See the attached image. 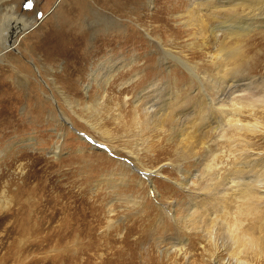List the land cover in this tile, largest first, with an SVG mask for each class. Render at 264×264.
I'll return each instance as SVG.
<instances>
[{"label":"rangeland","instance_id":"rangeland-1","mask_svg":"<svg viewBox=\"0 0 264 264\" xmlns=\"http://www.w3.org/2000/svg\"><path fill=\"white\" fill-rule=\"evenodd\" d=\"M90 1L32 0V8H26L28 0H0L1 21L7 20L4 13L25 21L17 44L23 54L10 47L0 49V82L18 92L12 110L11 103L0 101V124L9 117L19 123L0 135V264H235L237 258L250 259L222 239L227 223L235 222V204L228 202L224 209L212 195L200 196L209 193L200 188L218 171L221 178L228 177L223 183L231 180L233 175L222 168L227 157L221 154L229 147L234 150V185L264 171V130L234 134L233 145L221 141L215 146L212 141L206 148L196 143V153L188 152V144L181 143L185 134L194 133L193 123L199 116L191 119L193 125L188 123V129L183 123L185 116L195 115L198 104L203 102L207 116L213 112L214 119L224 114L211 108L189 70L195 68L197 76L215 80L209 53L218 50V44L213 47L211 39L203 41L189 28L188 0H115L109 5L123 2L125 7L115 14L108 4L97 6ZM250 6L258 11L240 6L231 22L241 34L222 35L225 48H238L243 57L239 58L241 65L234 66L237 69L222 75L242 87L251 82V94L258 98L264 95V2ZM98 7L105 10V20L93 16ZM53 31L70 37L84 32L86 36L81 45L68 51L70 57L47 58L39 48ZM166 51L187 62V67ZM119 55L124 57L125 67L113 80L134 81L126 85L125 92L119 90L122 80L113 82L110 97L104 99L95 96L99 87L94 83L87 97L85 87L92 70L104 74L105 69H99L102 61ZM32 59L38 63L39 75L29 70ZM35 75L40 81L53 79L65 92L63 97L52 88L58 93V105L39 93L32 80ZM24 78L29 79L30 87L25 93L14 83L25 84ZM203 81L213 99L227 88L222 81ZM42 85L48 91L43 81ZM250 91L246 100L252 97ZM175 97H187L180 104L185 112L181 120L169 121L161 130L155 126L157 121L151 123L145 117L146 107L158 103V108ZM66 100L79 103L75 113ZM254 102V107L244 104L234 117L244 124L258 122V128L264 129V106ZM55 110L70 120L68 125L57 121L51 113ZM91 124L99 126L95 130ZM243 140H249L251 147H245ZM58 144L60 149H56ZM211 148H219L218 157L208 153ZM248 152L262 162L253 172L241 175L237 170L244 166L235 162H247ZM237 154L243 160L236 159ZM212 162L215 166L211 168L208 164ZM146 170L153 171L152 182L143 176ZM66 202L74 207L69 211L70 220L67 212L60 211ZM84 202L86 220L78 215ZM209 232L220 237L216 246L206 237ZM181 245L186 250L178 252ZM257 264H264V259Z\"/></svg>","mask_w":264,"mask_h":264},{"label":"bare ground","instance_id":"bare-ground-1","mask_svg":"<svg viewBox=\"0 0 264 264\" xmlns=\"http://www.w3.org/2000/svg\"><path fill=\"white\" fill-rule=\"evenodd\" d=\"M113 1H115V0H92V2L91 1L90 2L93 4H96L97 6L100 3L102 4V6H107V4L109 5ZM150 1L153 2L154 0H150ZM252 2L253 3L256 2V4H253ZM252 2H250V1L248 2V0H188V7H189V13H190L189 15L191 17L190 18L191 24L189 25V28H191V29L193 28L195 30V32H197L199 34V36L203 39V41L211 39V41H212L211 43H212L213 47H216L217 44L219 46L218 50H214V52L209 53L210 62L212 64L213 68H215V72H216L215 80L208 78L206 75L203 77L197 76L195 68H189V70L194 74L195 78L198 80L199 87H201L203 89L204 96L208 99V103L210 104L211 108L215 109V110L220 109L224 112V114L217 116L216 117L217 119H214L213 112H212V114L207 116V109L208 108H206L205 105H202L203 104V102H202V103L198 104L197 110H195V112H194V114H195L194 116H192L191 118H189L188 116H185L186 117V119H184L185 124L183 123V125H186V127H187L188 123L191 124L190 121L192 118L199 116V118L196 119L195 122L192 121V122H194L193 123L194 124V127H193L194 133L185 134V137H183L181 139V143H187L188 144L187 150L190 153L194 152V149L197 147L196 145H198L196 143H199V142L204 144V147H206V148L210 147V142H212V141H213L215 146L219 145V143L221 141L226 142L229 145H233L234 134L240 133L241 131H245L246 133L249 132L253 135V134L257 133L258 131L264 130L260 127L258 128V122L257 121H255L257 123H255V124L253 123V125L244 124L242 122V119L234 117L235 115L238 114V111H240V108L242 106H245L247 104L250 107H252V106L254 107V104L255 105L257 104L254 101H260L262 103L260 105V107L262 108V106H264V95H262L258 98H254L253 90L250 91L251 90V84H250L251 82H249L247 85H244L242 87L243 84L239 83V84L234 85V79L225 80L224 78H226V75H222V73L228 75L230 73L229 72L230 70L233 69V71H234V68H235L234 66H240L241 63L239 62V58L242 57V52H240L238 48H235L234 49L235 51H230V50H228L229 48L227 49V47L225 48L224 40L221 41L222 35L223 34H225V35L226 34H234V35L241 34L240 32L236 33L234 31V23H231V22L234 20L235 15L238 14L237 12H238V10H239L238 8L240 6H242L243 8H250L253 11H258L255 8H251L250 5H255V6L260 5L264 2V0H252ZM109 6H111V5H109ZM111 8H113L112 14H115L117 12L124 11L125 7H124L123 2H122V3H119L118 5L112 4ZM104 11L105 10L98 7V12L97 13L93 12V16L95 18H100L101 20H105L106 15H103ZM100 15H102V16H100ZM4 16H5V19H7V20L6 21L0 20V49L4 48V49L8 50V48L10 47V49H14L15 51L19 52V54L22 55L23 53H21L20 49L17 47V44H18V41H20V40H18L19 39L18 38L19 30H21L25 26V21H20L19 20L20 18H14L13 15H9L8 13H4ZM11 16H13V17H11ZM118 23H120V22H118ZM82 33L83 34H80L81 36L76 35V37L75 36L70 37L67 34L53 31V32L48 34V36L46 38V42L39 49L41 52H44L47 55V58H51L53 55H57V56H66L67 55V57H70L69 53L74 48V46L75 45H81L83 40H85L84 36H86V34H84V32H82ZM225 35H224V37H225ZM229 36H231V35H229ZM70 47H72V48L69 49ZM68 51H69V53H68ZM215 51H216V53H215ZM166 53L173 56L168 51H166ZM173 57L176 58L177 60H179L180 62L184 63L185 66L187 67V62H184L183 59H181L179 57H175V56H173ZM123 58L124 57L122 55H119L116 57L108 56L100 64L99 69H105V72L102 75L99 74L98 70H95V69L92 70L93 73L89 77L88 84L85 87V91H86L85 95L87 97H90V95H89L90 93L88 90H90V88L92 87V85L94 83L97 84V86L99 87L98 90L94 93L95 96H97L99 99H104V98L110 97L109 91L111 90V85H114L112 83L115 81L120 82V80H122V83H120L122 85V87L121 88L119 87V90L120 91L124 90V92H125L126 85H129V83L131 81L133 82L134 78H131V79H129V81H126V82H124L123 79H121V77H118L117 79L113 80V78H115L116 75L119 74L120 71L125 67V60ZM35 60L36 59H32L31 66L32 65L37 66L35 68L36 70H34L32 68L33 66L31 67L29 65L28 67H29V70L31 69L30 71L32 73H36L37 75H39L38 63ZM235 69H237V68H235ZM230 75H231V77L234 78L233 72ZM97 76H99L100 79H96ZM135 76L138 77L137 79H139V76L137 73ZM203 78H205L206 81L209 80L208 82H213L212 84H215V83L219 84L220 81H222L225 83V85H227V88H222L221 92H223V93H220L217 98L213 99L212 97H210L208 95L209 93L207 94L205 87H203V85H204L203 84L204 83ZM24 80L27 81V82H25V84H22L20 82V80L17 81V83L13 80L14 83L17 85L16 87L19 89V91H21L23 93L27 92V90L30 89L29 82H28L29 79L24 78ZM32 80L36 84V89L39 91V93L42 96L45 97V99L47 101L52 102V103H56L55 105H58V102H56L58 100L57 94L60 93L64 97L65 92L60 90V87L58 85H56L57 83L54 82L53 79L50 83L41 79L45 83L46 87L48 88V91H46L44 89V87L42 85V81H40L36 75H35V78H33ZM65 80H66V78L64 79V82H65ZM71 80L72 79H70V81ZM229 81H231V82L229 83ZM67 82L72 83V82L68 81V78H67ZM20 86H22V87H20ZM69 86H71V85L69 84ZM151 86H155V84L153 83V84H151ZM74 87H71V88H74ZM0 88H1L0 89V101H6L8 103V105H9V103H11L10 107L12 110L16 106L15 105V101H16L15 95L17 96L18 92L17 93L13 92L14 91V89H12L13 87H11V85L6 84V82H0ZM52 88L56 89V91H58V93L54 92L52 90ZM66 88H68V87H66ZM210 88L213 89V87H211V86H210ZM73 90H75V89H73ZM208 90H210V89H208ZM249 91H250V94H251V92H253V95L251 94L252 97L250 98V96H249L248 97L249 99L246 100L247 99L246 93H249ZM110 95H112V94H110ZM169 95H171V93ZM179 95H180V91H177V96H179ZM53 97H54V99H53ZM139 98H140V96H139ZM185 99H187V97H184L180 100H178V97H175V98H173L172 103H168L171 100L167 99V101L165 103H163L162 105L159 104L158 108L156 107L158 103L156 105H151L150 107H146L145 110H143V111H145L144 115H146L145 117H147L148 120L151 119V123L157 121L155 123V126L159 127L162 130L166 127L165 125L167 122L168 123H169V121H171L172 123L177 122V120H181L184 117L185 112L181 111L180 104L182 102H185V101H183ZM66 101L68 103L69 108H71L73 110V113H75L74 106H77L79 103L77 101H74V102L68 101V100H66ZM175 101H176V104H174ZM127 102L128 101L125 100V103H127ZM216 106H218V107H216ZM87 107L91 108V104L90 105L88 104ZM222 107H224V108L222 109ZM51 113L53 114L54 117L55 116L57 117L56 118L57 121H62V123L67 124V125L70 122V120L68 118L63 116L62 111L57 112L55 110V112L51 111ZM234 122L236 123L235 124V127H236L235 131H234ZM193 124H191V125H193ZM16 125L19 126V123L15 122V119L13 117L7 118L6 121H4V123L0 124V127H1L0 128V135L1 134L5 135L7 133L8 128H11V127L13 128ZM91 125L93 126V128H95V130L99 126V125H97V127H96L93 124H91ZM255 128H258V129L256 130ZM187 129H188V127H187ZM166 130H164V131H166ZM105 133H106V131H105ZM182 135L184 136V134H182ZM59 136L62 137V134H60ZM212 138L214 140H212ZM250 138L252 139V137H250ZM28 140H32V139L29 138ZM243 141L245 143L244 144L245 147H248V146H249V148L251 147V143L249 142V140H243ZM96 147L99 148L100 150H102V147H98L97 145H96ZM56 149H60L59 144L56 146ZM106 149H107V147H106ZM218 150H219V148L217 149V151ZM213 151L214 150H212V148H211L208 151V153H210L212 155L215 153L214 154L215 158L218 157L219 156L218 152L217 151L213 152ZM194 153H196V152H194ZM221 154L223 155L224 158L227 157L226 165H225V167H222L224 172L227 173L228 175L232 174L233 177L231 178V180L229 182H227V183H229V185H227V183H223V180H225L228 177L221 178L223 175L218 171V173L215 174V176H213V178L210 180L211 182L210 181L208 183L205 182L206 186L200 188L201 190H203L205 192L207 191L209 193H200V196L204 195L205 197H207L209 195H212L214 197L213 199H216V203L219 202V204L221 206H223L224 209H226V203H228V202L235 204L234 205V207L236 209L235 222L233 225H229L227 223L228 229L225 233V236H223L222 239H225L231 245H234V248H235V246H237L238 249H240L239 253L244 252L250 256V259H246V260L242 259V258L235 259L236 260L235 264H257V262H259L261 259L262 260L264 259V171L255 172V173H257V174H255L256 176L250 178L251 175H249L248 181H246V178L245 179L243 178L242 180L238 181L234 185V150L231 147H229L228 149L222 150ZM246 158H247V162H240V161L235 162L236 165L240 164V165L244 166V168L237 170V172L241 175H243L244 173L247 174L248 172L249 173L253 172L255 167L257 165H259L260 162H262V159L251 158L250 152H248L246 154ZM236 159L243 160V157L241 154H239V155L237 154ZM213 161H215V159H213ZM209 165L211 166V168H212V166L213 167L215 166V164L213 162L208 164V166ZM221 166H223V165H221ZM247 167L251 168V170H249ZM19 168H20V171L23 170V166H19ZM245 168H247V169H245ZM124 171H126V170H124ZM142 174L144 177L149 179L150 182H152L153 171H149V170L147 171L146 170V171H143ZM142 184H144V183H142ZM218 184H220V185H218ZM222 184H223L222 189H219V187H221ZM153 190H154V187H153ZM63 196H65V195H63ZM10 200H12V199H10ZM81 202H83V201H81ZM222 202H224L225 205ZM204 203H206V202H204ZM78 208H79L78 209V215L83 218L82 220H86L87 217H86L85 202L83 204H80V206ZM70 209H74V207L72 205L70 206V204H68L66 202L65 204L62 205V208L60 210L62 213L67 212V214L69 216L68 220L71 219L70 218V212H69ZM112 211H113V209L110 208L109 212L111 213ZM74 214L75 213L72 214L73 215L72 222L77 221V218H76V216L74 217ZM231 214L234 215V213H231ZM110 221L112 222L111 219H110ZM67 222L69 224L72 223L71 221H67ZM216 234H217L216 232H209V234H206V237H208L209 241L210 242L212 241V243L215 246L218 244V241L220 239V237H217ZM184 247H186V246L181 245L177 251L182 252L183 250H186V249H184ZM235 250H236V248H235Z\"/></svg>","mask_w":264,"mask_h":264},{"label":"snow or ice","instance_id":"snow-or-ice-1","mask_svg":"<svg viewBox=\"0 0 264 264\" xmlns=\"http://www.w3.org/2000/svg\"><path fill=\"white\" fill-rule=\"evenodd\" d=\"M32 0H28V2L24 5V7H26V8H32ZM39 15H43L42 13H40Z\"/></svg>","mask_w":264,"mask_h":264},{"label":"water","instance_id":"water-1","mask_svg":"<svg viewBox=\"0 0 264 264\" xmlns=\"http://www.w3.org/2000/svg\"><path fill=\"white\" fill-rule=\"evenodd\" d=\"M89 139V138H88Z\"/></svg>","mask_w":264,"mask_h":264}]
</instances>
